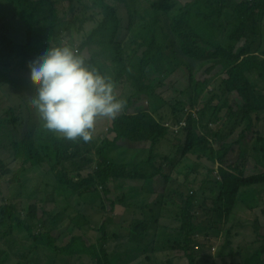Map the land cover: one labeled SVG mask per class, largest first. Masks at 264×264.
<instances>
[{
    "label": "trees",
    "instance_id": "16d2710c",
    "mask_svg": "<svg viewBox=\"0 0 264 264\" xmlns=\"http://www.w3.org/2000/svg\"><path fill=\"white\" fill-rule=\"evenodd\" d=\"M89 1L90 5L85 0H0V7L10 10L13 18L24 26V41L20 42L10 36L12 27L0 18V54L17 59L20 71L30 74V62L46 47L68 45L74 49L72 38L82 34L88 24L95 23V29L77 53L84 56L86 49L93 47L96 55L90 60L84 56L87 63L107 78L110 76L115 85L126 84L127 92L132 94L127 103L124 101L123 111L115 119H109L110 132L101 141L95 139L94 132L93 138L85 143L49 131L31 102L24 104V117L17 112L6 115L5 122L10 125L5 136L7 143L0 142V181L3 175L13 173L5 169L11 165L7 163L9 159L18 162L20 174L27 173L25 177L32 171L46 169V176L53 179V188L48 185L46 190L51 194L50 201L17 197L11 205L2 203L0 232L12 222L27 233L20 242L7 240L6 245L21 253L19 257H24L18 260L20 264H47L51 259L56 260V264H68L63 261L68 256L85 255L88 239L78 234L71 237L69 243L59 245L65 232L71 233L61 229L66 225L83 231L90 222L83 221L81 214L69 212L73 210L71 200L83 198L86 201V195L100 197L105 206H109V212H118V204L123 203L111 197L109 185L114 179L146 181L155 188L150 198L151 208L158 204L161 218L180 225L179 237L183 243L179 248L187 264H211V234L206 232L207 228L206 233L200 234L202 224L195 220L203 218L197 212L198 194L190 193V187L185 189L192 174L183 172L185 164L194 167L206 162L213 166V180L220 188L219 205L216 207L215 203L208 216L212 227L219 217L232 224L227 236H232L245 224L252 232L242 262L232 260L230 264H261L262 261L264 264V227L259 223L260 215L264 216V146L260 137L264 128V53L256 50L259 40L264 46V0H191L175 12L170 0ZM77 4L81 7L79 11ZM90 10L97 13L84 17L83 12ZM68 14L72 19L67 21ZM98 16L100 21L96 19ZM165 19H168L166 26ZM122 31L125 34L120 38ZM65 32L69 33L68 44L63 40ZM171 47L173 52L168 55ZM102 53L112 56L113 71L104 73L100 67ZM180 55L204 60V64L213 65V69L221 67L223 96L228 97L219 106L226 111V119L221 122L224 124L221 131L227 128L223 134L215 133V128L203 123L214 99H220L214 91L210 92L211 99L205 107L198 110L201 98L211 86L210 81L190 78L188 87L194 96L196 112L185 120L186 140L182 143L167 141L170 128L166 123L173 117L181 120L183 113L171 108L166 114L164 109L160 120L159 114L155 117L136 105L157 90L149 84L151 74H158L161 68L174 64L177 68L183 67ZM16 73L2 75L0 72L4 80L1 90L9 91L11 85L21 95L27 97L25 92L34 95L35 85L23 79L15 81ZM254 77L262 82L252 81ZM232 96L237 98L234 104ZM134 110L138 113L131 112ZM236 130H242V135L229 147L225 137L234 135ZM21 131H24L22 139H18L16 134ZM125 143L142 146L137 150L144 153L140 160L136 164L129 163L133 169L110 163L107 157L109 150ZM140 161L143 162L139 164ZM194 171L199 173L198 167H194ZM159 194L160 200L155 201ZM166 194H169L167 201L163 196ZM245 214L248 219L243 217ZM131 224L124 227L129 244L140 240L145 233L147 239L152 234L151 229L157 233L161 226L159 221L149 223L138 219ZM108 227L103 223L99 252L91 249L89 256L95 264H133L128 256L133 248L112 256L105 250ZM196 237L199 240L196 241ZM7 250H0V264L13 256V251ZM39 251L45 253L46 260L41 261L37 256ZM124 256H128L127 261ZM149 258L157 260L154 251Z\"/></svg>",
    "mask_w": 264,
    "mask_h": 264
},
{
    "label": "rangeland",
    "instance_id": "374dc122",
    "mask_svg": "<svg viewBox=\"0 0 264 264\" xmlns=\"http://www.w3.org/2000/svg\"><path fill=\"white\" fill-rule=\"evenodd\" d=\"M85 1H87L85 3L90 5L91 1ZM148 1L153 2L154 0ZM190 1L191 0H170L171 8L174 10V12L179 11L184 8V6ZM80 9V5L77 4L76 10L79 11ZM96 13L97 12L95 10H90L86 12L84 11L83 15L84 17H91ZM230 14L231 13H229V15ZM0 18L12 27L10 36L14 40L23 42L24 26L13 18L10 10L0 7ZM71 19V15L68 14L66 20L68 21ZM96 19L100 21L99 16ZM167 22L168 19H165V26ZM95 26V23L88 24L82 34L74 36L72 38V41H74L75 44V51L78 50L79 47L87 40L86 38L89 36L92 30L95 29ZM262 27L264 28V21L262 22ZM124 34L125 33L122 31L120 34V38ZM63 40L65 44L69 43V33H64ZM260 42L261 40L258 41L256 50L261 54V52L264 53V46L260 45ZM1 50L2 46H0V53ZM172 52L173 50L171 47V51H167V54L169 55ZM95 55L96 53L93 47L89 49L87 48L84 52V56L88 60L93 58ZM100 58L103 61L100 67L103 69L104 73H108L114 70V65L111 62V55L108 56L105 53H102L100 55ZM179 62L183 65L182 68H177L175 66L176 64H174L169 68H161L158 74L150 75L152 77L149 81V84H153V87L157 90L150 97H146L136 104L139 107V110L149 111L155 117H157L159 114V119L161 120L162 116H160V113H163L164 109H166L167 111L164 112L166 114L170 112L171 108L178 109L180 113H183V118H181L180 120L178 117H173L168 120L167 123L165 122L167 127L170 128L167 141H170V143H182L185 136L180 137L182 134L177 135V133H180L182 129L186 128V126L182 128H178L177 126H179L181 123L183 124L187 116H189L193 110L194 112H196V109L193 108V105L195 104L193 100L194 96L188 85L191 83V80L194 79L201 82L210 81L211 86L208 92H206L201 98L198 110L200 111V109H203L206 105V102L211 99V91H214L220 97V99H214L212 106L209 108L207 115L204 117L205 121H203L202 119L201 120L205 125L209 123V127H211V129L215 128V133L218 131L222 133L223 131L227 130V128H224L221 131V129L224 127V124H222L221 122L226 119V111L220 110L219 106H221L225 102L226 98L228 99V97L223 96L221 81L222 79H224V75L220 74L221 67L217 66L213 69V65H210L208 63L204 64V60H193L190 59L187 55H180ZM18 65L19 61L17 59L8 57L5 53L0 54V72L2 73V75H5V73L13 75L14 72H17L16 76H13L15 81L23 79L31 82L34 85V82L31 80V75L20 71ZM2 75H0V142L1 144H6L7 141L5 136H7V129H9L10 125L9 123L5 122L6 115L14 114L15 112H17L18 115L24 117V115H22L25 110L24 104L26 102L30 103L33 94L25 92L27 97L21 95L17 90H14L11 85L9 91L1 90V87L4 83ZM110 78L111 77L109 76V79ZM190 78L192 79L190 80ZM252 81L262 82L255 77L252 79ZM115 87L118 97L127 103V101L131 99L132 94L129 90L127 92L126 84H116ZM22 96H24V98H21ZM236 100L237 98L232 96V104H234ZM161 107L163 110H160ZM131 112L138 113L135 110ZM208 119H211V121L209 122ZM171 129L177 132L172 133ZM23 132L24 131L17 133L16 137L18 139H22L21 135ZM93 132L96 140L98 139L99 141H101L103 137H106L108 132H110L109 119L103 117L98 118ZM242 132V130H236V133L234 135L225 137L227 139V145L231 147L236 144L239 141V137H241ZM108 137H110V135H108ZM260 137H263L262 139L264 146V128L262 134H260ZM110 138L113 139V137ZM174 140H177L178 142ZM210 141H212V139H210ZM141 147L142 146L139 144L133 145L130 143H125L124 145L109 150L107 157L110 163L126 165L129 166L130 169H133V166L129 165V163L136 164L140 160L142 154L144 153H138L137 150H139L138 148ZM4 154L6 155V153ZM146 159L147 157L145 156V160ZM9 160H7V163L9 162L11 165L10 167L8 166L9 168L7 167L5 169H11L13 170V173L10 176L3 175V178L0 181V218H3L2 203H8L9 205H11L17 197H19V200L23 197L30 198L32 200H36V197L44 198L47 201H50L52 199L51 194H47L46 190L48 185L49 187L53 188V179L46 176V173L48 172L46 169L32 171L28 176L25 177L27 173L20 174V166L18 162ZM141 162L143 161H140L139 164ZM194 167H198L199 173H196L194 171ZM194 167L192 166V164L184 165L185 169L183 172H191L192 174L190 177V181L186 184L185 189L190 187V189L188 190L190 193L195 192L198 194L197 212L200 216H203V218L201 219L200 217H198L195 218V220L196 223L198 222L202 224V227L200 229L201 235L206 232H209L211 234L212 248L209 252V262H211V264H230L232 260H235L236 262H242V256L246 254L248 243L251 242V240L248 239L252 236L251 230H249L247 228V224H245L240 229H237L232 236L229 234L227 236V233L232 230V224L226 223L224 219L221 220L219 217L215 218L216 223L212 227L208 216L209 214H211L210 212H212L215 206L214 204L217 203L216 207L219 205L218 202L220 188L216 186V183L213 180L214 170L212 165L206 162H202L201 165H194ZM152 186L153 184L151 182L147 183L146 181L114 179V182L109 185L110 193L112 194L111 197L122 201L123 204H118V212L115 211L113 213L108 211L109 206H107V204L105 206V203L100 197L92 198L86 195L88 197H85L86 201H84L83 198L72 199L71 205L73 210L69 212L71 214H81L85 218L83 221L86 220L90 222L84 226L85 230L83 231H78L77 229L72 230L70 226L64 225L61 231L67 230L71 231V233L65 232L63 238L59 239V245H62V243H69L71 237L78 234L80 236H86L88 240L85 247V255L68 256L63 261L68 262V264H95L94 260H92V256H89V252L91 249L99 252V246L102 244L99 241L101 240L100 236L101 234L104 235V231H101V227L103 223H106L109 226V235L106 238L108 240L105 250L110 253L111 256L112 251L114 250L115 254L118 255L123 249L133 248L132 253L128 256L131 257L133 261L136 259V262L134 264H167V261H170V263L168 264H187L184 253H182L179 248L183 243V239L179 237L180 225L173 222L171 219L167 220L165 218H161L159 216L158 208L156 207L159 206L158 204L151 208L150 198L155 194V192L153 191L155 190V188L151 189ZM152 191L154 194L151 193ZM163 196L164 200L167 201L169 194ZM160 197L161 194L154 198L156 199L155 201L160 200ZM127 204L130 205V207L127 206ZM202 205L204 206L203 208ZM259 210L260 208L256 209V211H258V214L260 215ZM243 217L248 219L247 215ZM112 219L114 220L112 221ZM134 219L146 220L149 223L159 221L160 225L163 226V228H161V226H158L157 233H155L151 229L152 234L147 239V233H145L140 240H135L133 241L134 244H129L127 239L128 232L124 227L132 226L131 223L134 221ZM11 223L12 222H9L8 225L4 226L3 229H1L0 250L8 249L10 251H13V249H11L9 245H6V242H8L7 240L11 241L12 243H17L24 239V236L27 235L26 230L22 229L20 232V226H13L15 224L12 225ZM259 223L262 225V227H264V216L260 215ZM206 228L209 230L205 232ZM87 233L89 235H86ZM116 234L117 236H115ZM195 240L197 241L199 240V238L196 237ZM194 244L196 245V242H194ZM153 251L155 252V256L157 257V260L154 261L150 260L149 258V254L153 253ZM20 255L21 253H18L14 249L13 256L6 259L3 264H20L19 261H22L24 258L19 257ZM37 256L40 257L41 261L47 258L43 251L37 252ZM128 256H124L126 261ZM56 262V260L51 259L47 264H56ZM261 264H263V261L261 262Z\"/></svg>",
    "mask_w": 264,
    "mask_h": 264
},
{
    "label": "clouds",
    "instance_id": "9594fccd",
    "mask_svg": "<svg viewBox=\"0 0 264 264\" xmlns=\"http://www.w3.org/2000/svg\"><path fill=\"white\" fill-rule=\"evenodd\" d=\"M29 68L35 85L32 106L46 129L68 140L89 142L98 118L115 119L124 108L115 84L68 45L42 49ZM179 134L185 136V128Z\"/></svg>",
    "mask_w": 264,
    "mask_h": 264
},
{
    "label": "crops",
    "instance_id": "0c3cea01",
    "mask_svg": "<svg viewBox=\"0 0 264 264\" xmlns=\"http://www.w3.org/2000/svg\"><path fill=\"white\" fill-rule=\"evenodd\" d=\"M23 228H20V232H21V230H22ZM86 235H89L88 233L86 234ZM26 236V235H25ZM106 247H107V245H106ZM114 250V249H113ZM113 254H115V250L114 251H112V255ZM136 262V259L133 261V264Z\"/></svg>",
    "mask_w": 264,
    "mask_h": 264
},
{
    "label": "built area",
    "instance_id": "2783aa9c",
    "mask_svg": "<svg viewBox=\"0 0 264 264\" xmlns=\"http://www.w3.org/2000/svg\"><path fill=\"white\" fill-rule=\"evenodd\" d=\"M185 125H186V122L184 121V123H183V124L181 123V124L178 126V128L185 127Z\"/></svg>",
    "mask_w": 264,
    "mask_h": 264
}]
</instances>
